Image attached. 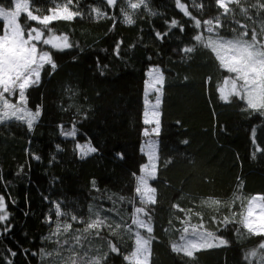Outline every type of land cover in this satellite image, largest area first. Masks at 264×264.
I'll return each mask as SVG.
<instances>
[{
    "label": "trees",
    "instance_id": "16d2710c",
    "mask_svg": "<svg viewBox=\"0 0 264 264\" xmlns=\"http://www.w3.org/2000/svg\"><path fill=\"white\" fill-rule=\"evenodd\" d=\"M128 2L118 0L113 7L104 0H73L71 10L82 15L49 25L57 35H68L73 47L61 52L42 46L51 52L57 67L53 72L45 65L39 85L26 92L29 109H40L39 120L31 130L23 122L0 123V195L5 197L11 225L9 232L0 227V264H52L53 257L47 253L57 251V241L71 244L81 234V246L76 251L84 260L109 253L108 241L123 254L134 250L135 225L133 233H127L124 227L116 234L103 229L102 240L83 233L84 223L72 222L68 233L51 240L47 237L56 227V203L62 212L75 214L83 221L94 218L90 206L114 207L113 220L121 223L123 217V222L131 224L132 205L128 201L136 198L135 177L148 162L142 152L147 129L144 115L148 73L157 66L165 80L161 131L156 136L157 179L150 183L157 192L156 204L148 206L154 237L149 264H259V255L247 261L244 257L258 249L261 238L249 235L238 223L224 228L219 221L232 212L239 219L242 204L264 195V117L244 110L243 102L235 98L230 103L219 100L216 85L222 84L228 73L219 67L210 50L192 37L208 36L203 21L213 19L215 23L220 16V34L230 39L234 35L232 28L238 27L234 21L247 24L249 29L253 26L242 8L248 10L247 15L257 21V26L264 19V11L258 14L252 7L257 0H241L239 6L229 4L232 11L225 17L214 0H181L192 16L201 20V28L196 29L194 21L176 7L175 0H146L148 7L137 10L130 9ZM29 3L34 14L47 15L49 9L57 4L62 7L67 0ZM200 4L202 8L197 7ZM0 6L14 9V0H0ZM94 8L106 15L97 17ZM124 9L132 14L133 24L123 22ZM171 19L180 21L184 32L172 29L163 40L155 38V31L168 30L165 21ZM2 26L0 21V30ZM120 42L117 56L115 45ZM193 45L195 50L190 54L179 51ZM208 77L211 83L206 85ZM73 125L75 138L61 135L62 128L69 131ZM88 143L97 151L81 159L76 145ZM121 196L125 198L123 202L119 200ZM209 199L225 206L216 211L205 205ZM135 203L140 206L138 198ZM173 204L199 212L205 229L226 239L228 245L201 250L194 258L174 253L172 244L182 243L183 225L177 217L183 218L184 213ZM213 216L215 222L211 220ZM59 221L71 222L64 216ZM199 222L200 217H192V224ZM25 250L36 255L25 256ZM13 251L17 253L15 257L11 256ZM62 254L69 255L67 251ZM106 264L128 262L109 253Z\"/></svg>",
    "mask_w": 264,
    "mask_h": 264
},
{
    "label": "snow or ice",
    "instance_id": "6c2138e0",
    "mask_svg": "<svg viewBox=\"0 0 264 264\" xmlns=\"http://www.w3.org/2000/svg\"><path fill=\"white\" fill-rule=\"evenodd\" d=\"M72 3L73 0H67V3L62 7L57 4L55 7L49 9L50 14L47 15L34 14L30 8L29 0H14V9L0 6V21H2L3 25L2 30H0L2 32L0 34V105H2L0 107V123L23 122L27 125L28 130H31L36 121L39 120L41 114L40 109L37 108L33 112L29 111L26 107V92L30 87L39 85L41 71L45 68V65H49L53 72L57 67L51 52L45 50L42 46H51L52 49L61 52L73 47L69 42L68 35H57L49 27L54 21H72L74 18L82 15L79 11L70 10L69 6ZM104 3L107 6L114 7L117 5L118 0H104ZM175 4L185 17L194 21V28H201V20L192 16L188 5L182 3L181 0H175ZM214 4L218 9H222V14L227 17L232 11L229 8V4L239 6L241 0H214ZM142 6L144 8L148 7L146 0H138V2H131L129 0L128 2V7L132 10L140 9ZM197 7L202 8L203 5L200 4ZM252 7L256 8L259 14L261 11H264V2L257 0V3L253 4ZM92 11L96 13L97 17L106 15V13H102L95 8ZM241 11L246 19L252 22L253 26L251 29L248 28L247 24L234 21L238 27L232 28V32L234 33L233 37L230 39L225 38L220 34V29L223 25L220 23V16H217L215 23L213 19L203 21L204 29L208 33V36L196 34L192 37V40L201 47L209 49L214 55L215 60L218 61L219 67L228 73L223 78L222 84L216 85L219 100L224 103H230L235 98L243 102L244 110L249 113H257L261 117H264V19L257 26V21L252 16L247 15V9L242 8ZM151 14L156 15V13ZM22 15L24 17L23 23H21ZM122 15L125 24L131 25L134 23L132 14L127 9L122 11ZM31 22H36V24L42 25L43 27L34 26ZM165 24L168 30L154 32V36L158 40H163L169 35L172 29H178L181 33L185 30L184 25L177 19L165 21ZM45 31H47L48 35L45 34ZM249 32H251V35H249ZM121 43L115 45L117 56L119 55ZM194 50L195 45L184 46L179 49L184 55L190 54ZM148 75L150 78L149 85L154 88L155 94V101L152 104V116L155 127L152 129V132L158 135L160 120L157 117L160 115L158 109L161 104L165 77L158 66L150 69ZM210 83L211 77L206 78L205 84L208 85ZM13 96H18V103L14 104L10 102ZM147 115V112H145V124L150 123ZM76 134L75 125L69 131H64L63 128L61 130V135L66 138H75ZM147 134L148 132L145 130V135ZM183 143L187 144L188 141L185 140ZM76 147L80 152L81 159L97 151L90 143L77 144ZM57 149L59 150V145H57ZM117 156L123 158L121 153H117ZM34 158L36 160L40 159L39 156H35ZM147 160L148 162L140 168V175L135 177V193L140 206H136V198L128 201L132 205L130 225L123 222V217H121V223L113 220L111 213L116 211L114 207H100L97 209L90 206L89 212L94 218L83 221L81 217L75 214L62 212L60 204L56 203V227L47 239L51 240L54 236L68 233L72 229V222L77 224L84 223L83 233L89 235L94 234L102 240L104 239L101 236L103 229H107L110 233L116 234L124 227L127 233H133L132 225H135L134 250L129 254H123L119 247L108 241L109 253L122 256L123 260L128 262V264H148L151 243L154 239L151 235L153 233V225L148 206L156 204L157 192V189L150 185V181L157 179V156L152 151H149ZM93 187H95L94 181ZM108 199L112 200V197H108ZM119 200L123 202L125 198L121 196ZM204 203L216 211H219L221 207L225 206L219 200L214 199H209ZM115 204L116 201L113 200V205ZM172 207L184 213L183 218L177 217L183 225L181 229L182 235L180 236L182 243L172 244L171 247L174 253L194 258L195 253L201 250L226 247L228 245L229 242L226 239L218 236L215 232L205 229L203 217L200 216L199 212H194L192 208L184 209L179 204H173ZM62 216L69 217L71 222L62 224L59 221V218ZM193 216L200 217V222L192 224L191 220ZM211 220L215 222L216 217H211ZM8 221L9 212L7 211L5 197L0 195V227H3L5 232L11 231V225L8 224ZM47 221L50 224L53 223L50 216L47 218ZM233 223L241 225L243 229L247 230L249 235L259 236L261 238L258 249L247 253L244 258L247 261L248 257H257L259 255V264H264V195L251 197L247 200L246 204H242L239 219L237 218V213L232 212L231 216H224L219 221V224L223 225L224 228H227L229 224ZM141 229L145 230L148 235H142ZM77 232H79V229H77ZM81 235H76L74 242L71 244L67 240L62 242L58 240L57 251L55 253H47L49 257H53L52 264H106L109 253L89 257L87 260H84L83 255H80L76 251L77 247L81 246ZM63 251H67L69 255L64 256L62 254ZM22 254L25 256L29 254L36 255V253H29L27 250ZM16 255V252H11V256L15 257ZM40 255L43 256L45 254L41 253ZM8 264H11V261H8ZM248 264H251V261Z\"/></svg>",
    "mask_w": 264,
    "mask_h": 264
},
{
    "label": "rangeland",
    "instance_id": "374dc122",
    "mask_svg": "<svg viewBox=\"0 0 264 264\" xmlns=\"http://www.w3.org/2000/svg\"><path fill=\"white\" fill-rule=\"evenodd\" d=\"M70 10H71V8H70ZM41 73H42V71H41ZM149 79L150 78H149V75H148L147 92H146V94H147V104H146V111L145 112H147V114H148L147 115V119L150 121V123L146 124L147 125V129L146 130H147L148 134L146 135V138L144 140V143H143V146H142V152L146 155V157L148 156L149 151H152L153 153H155V155L157 156L156 163H157V169H158V164H159V142H158L157 137H156L157 134L152 132V129L155 127L154 118L152 116V104L155 101V94H154V88L149 85ZM26 98H27V96H26ZM10 102L14 103V104L18 103V96L11 97ZM161 104H162V95H161ZM161 104H160V107L158 109V111L160 112V115H159V117H157L160 120L159 133L161 131ZM0 107H2V105H0ZM26 107H27V109L29 111H33L34 112V110L29 109L27 103H26ZM144 120H145V115H144ZM67 138H72V137H67ZM157 169H156V174H157ZM150 183H151V181H150ZM258 196H262V195H258ZM257 211H258V209H257ZM141 230H143V229H141ZM150 256H151V250H150ZM150 256H149L148 264L150 263Z\"/></svg>",
    "mask_w": 264,
    "mask_h": 264
}]
</instances>
